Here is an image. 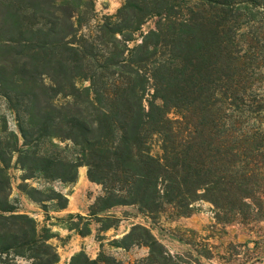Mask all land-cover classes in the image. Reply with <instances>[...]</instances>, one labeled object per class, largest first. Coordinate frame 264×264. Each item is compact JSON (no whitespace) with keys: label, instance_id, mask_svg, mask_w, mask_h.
I'll use <instances>...</instances> for the list:
<instances>
[{"label":"trees","instance_id":"1","mask_svg":"<svg viewBox=\"0 0 264 264\" xmlns=\"http://www.w3.org/2000/svg\"><path fill=\"white\" fill-rule=\"evenodd\" d=\"M93 13V0H0V94L20 133L0 137V264L60 261L53 231L10 203L15 156L25 181L72 184L87 167L103 189L90 216L189 217L203 201L218 223L264 222V0H125L84 34ZM21 190L44 208L69 204ZM121 244L149 248L137 264H176L143 225ZM102 263L121 264L84 251L70 261Z\"/></svg>","mask_w":264,"mask_h":264},{"label":"rangeland","instance_id":"2","mask_svg":"<svg viewBox=\"0 0 264 264\" xmlns=\"http://www.w3.org/2000/svg\"><path fill=\"white\" fill-rule=\"evenodd\" d=\"M124 2L125 0H93V19L82 29V33L88 34L90 29L94 30L105 16L115 15ZM155 21V18L149 20L143 31L146 33L155 29ZM259 85L264 89V82ZM79 86H89V83L80 81ZM16 119L7 100L0 94V137H5L11 131L20 136ZM6 128L7 133L3 132ZM61 145L64 147L65 143ZM151 146L153 155H162L159 137L153 138ZM80 168L86 171V175L83 178L79 174L78 180L72 184L41 178L25 181L24 171L16 164V156L8 168L10 203L12 201L19 214H27L35 219L39 229L47 227L53 231L55 237L51 243L59 253L58 264H70L72 257L81 251L91 259L102 255L121 264L145 261L150 252L148 247H119L124 236L135 225L149 228L164 244L176 264H264V222H236L229 225L218 223L214 207L208 202L195 204L194 212L189 217L178 216L173 208L167 207L161 214L151 218L139 213L134 206L116 207L109 212L100 213L99 218L90 216V207L103 195V189L101 185L88 179L87 167ZM24 184L45 192L51 189L61 192L68 197L69 202L72 201L73 208L80 211L63 214L65 209H56L54 202H47L44 208L21 190ZM73 194L76 195L72 198ZM75 224L77 227L71 230ZM61 229L73 231V234L63 235ZM88 232L89 234H85ZM15 262L29 264L23 258H16Z\"/></svg>","mask_w":264,"mask_h":264},{"label":"crops","instance_id":"3","mask_svg":"<svg viewBox=\"0 0 264 264\" xmlns=\"http://www.w3.org/2000/svg\"><path fill=\"white\" fill-rule=\"evenodd\" d=\"M79 174L84 178V176L86 175V171L84 170V169H82V168H80V170H79ZM74 195H76V194H73V196H71L72 198L74 197ZM73 203H72V201H70L69 202V206H68V208L67 209H65L64 211H63V214H73L74 212H76L77 210L78 211H80L78 208L76 209V208H73ZM76 209V210H75ZM62 230V234L63 235H66V236H68V235H72L73 234V231H70V230H64V229H61ZM78 251V250H77ZM76 251V252H77ZM93 258H95V257H93Z\"/></svg>","mask_w":264,"mask_h":264}]
</instances>
